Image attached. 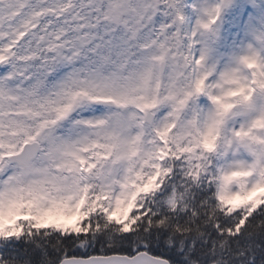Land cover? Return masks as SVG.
Here are the masks:
<instances>
[{
	"label": "snow or ice",
	"instance_id": "1",
	"mask_svg": "<svg viewBox=\"0 0 264 264\" xmlns=\"http://www.w3.org/2000/svg\"><path fill=\"white\" fill-rule=\"evenodd\" d=\"M233 2L0 0V264H264V54L206 43Z\"/></svg>",
	"mask_w": 264,
	"mask_h": 264
},
{
	"label": "rangeland",
	"instance_id": "2",
	"mask_svg": "<svg viewBox=\"0 0 264 264\" xmlns=\"http://www.w3.org/2000/svg\"><path fill=\"white\" fill-rule=\"evenodd\" d=\"M256 2L264 4V0ZM219 3L221 0H186L185 31L195 30L204 8H212ZM192 5H196V8ZM215 27L216 32L210 35L206 43L213 51V58L221 65L231 64L237 57L253 49L264 54V17H257L249 0H234L233 6L224 10ZM254 103L256 111L264 109V101L259 98ZM70 221L75 222V218Z\"/></svg>",
	"mask_w": 264,
	"mask_h": 264
},
{
	"label": "trees",
	"instance_id": "3",
	"mask_svg": "<svg viewBox=\"0 0 264 264\" xmlns=\"http://www.w3.org/2000/svg\"><path fill=\"white\" fill-rule=\"evenodd\" d=\"M255 195H259V193H256ZM237 203H239V200L236 201ZM132 211H135V209H133ZM132 214V212H129L128 215L130 216ZM69 223H74V222H71V221H68Z\"/></svg>",
	"mask_w": 264,
	"mask_h": 264
}]
</instances>
